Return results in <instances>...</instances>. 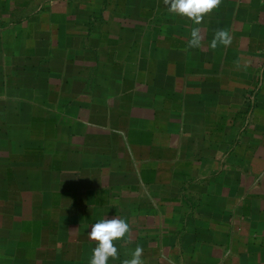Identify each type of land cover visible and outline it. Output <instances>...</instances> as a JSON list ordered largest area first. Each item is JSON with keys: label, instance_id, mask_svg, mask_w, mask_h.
<instances>
[{"label": "crops", "instance_id": "crops-1", "mask_svg": "<svg viewBox=\"0 0 264 264\" xmlns=\"http://www.w3.org/2000/svg\"><path fill=\"white\" fill-rule=\"evenodd\" d=\"M115 216L108 264H264V0H0V264H89Z\"/></svg>", "mask_w": 264, "mask_h": 264}, {"label": "clouds", "instance_id": "clouds-1", "mask_svg": "<svg viewBox=\"0 0 264 264\" xmlns=\"http://www.w3.org/2000/svg\"><path fill=\"white\" fill-rule=\"evenodd\" d=\"M223 0H164L170 13L186 18L194 25L203 23L206 16L215 12ZM232 35L226 29H218L209 47L215 50L218 46L228 47L232 44ZM204 36L200 27L190 28V39L187 47L190 49L201 48ZM131 226L124 218H102L91 225L88 232L89 239L96 243L89 260V264H108L109 260L119 258V250L116 247L118 240H124L129 236ZM131 258L124 259L122 264H143V248L137 246L131 252Z\"/></svg>", "mask_w": 264, "mask_h": 264}]
</instances>
